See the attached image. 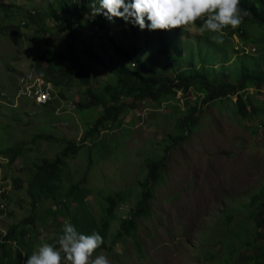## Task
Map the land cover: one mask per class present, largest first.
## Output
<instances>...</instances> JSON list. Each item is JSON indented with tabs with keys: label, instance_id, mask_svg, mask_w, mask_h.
Instances as JSON below:
<instances>
[{
	"label": "rangeland",
	"instance_id": "rangeland-1",
	"mask_svg": "<svg viewBox=\"0 0 264 264\" xmlns=\"http://www.w3.org/2000/svg\"><path fill=\"white\" fill-rule=\"evenodd\" d=\"M50 1L0 0L9 5L0 7V150L17 144L25 148L12 163L0 155V232L31 216L25 222L29 235L24 238L29 256L44 244H53L65 223L73 225L78 215L76 203L69 213L58 214L52 213L51 201L32 206L26 189L30 167L54 158L63 147L59 139L79 142L101 108L80 111L77 103L86 101L88 88L97 91L113 78L97 61L71 47L67 52L75 57L74 64L57 87L52 85L54 102L38 105L15 96L19 77L34 72L32 57L44 48L43 38L56 47H65L69 40L64 25L49 10ZM32 10L37 21L27 14ZM203 24L164 32L172 72L203 64L212 74L226 75L235 83L240 69L264 70L263 36L256 29L248 42L238 34L222 33L223 42L218 43V34L204 30ZM92 25L88 13L82 29L94 34ZM116 37L120 41L127 33ZM139 37L142 57L151 55L158 61L156 70L165 72L156 33L140 30ZM104 49L108 60L115 61L112 48ZM80 67L90 73L88 83L78 79L75 72ZM245 93L244 112L237 110L234 95L213 100L202 105L196 126L183 135L178 121L198 103V94L178 92L160 105L139 101L100 130L96 145L88 140L67 158L60 192L76 183L87 188L85 204L97 222L106 195L131 192L116 208L105 247L97 249L93 259L104 255L110 264H247L245 254L255 255L257 246L264 244V238L253 235V212L261 199L252 202L255 195L264 197V85L259 90L248 87ZM36 134L58 140L37 139ZM162 155V178L154 185L149 215L137 219L131 235H121L111 244L121 220L135 208L146 162ZM259 230L264 233V226Z\"/></svg>",
	"mask_w": 264,
	"mask_h": 264
},
{
	"label": "trees",
	"instance_id": "trees-1",
	"mask_svg": "<svg viewBox=\"0 0 264 264\" xmlns=\"http://www.w3.org/2000/svg\"><path fill=\"white\" fill-rule=\"evenodd\" d=\"M1 6L8 7L9 5L0 3ZM239 8L243 17L241 25L235 29L229 26L222 33L228 36L238 34L242 41L248 42L249 39L254 38L252 32L254 28L258 36H263L264 42V0H240ZM49 10L52 11L54 18L64 25L69 40L64 44L65 47H56L44 37V48L32 57V71L57 87L74 64L75 57L67 52L68 48L73 47L97 61L108 70L113 78L97 91L87 89L88 98L86 101L77 103V108L80 111H87L99 107L101 108L100 115L85 128L78 143L59 139L58 142L63 147L54 158L32 163L26 189L32 206L45 200L51 201L55 205L53 214L64 211L69 213L70 205L76 203L75 212L78 217L74 218L73 225L82 234L90 235L93 231L98 232L104 240L103 245L98 248L101 249L105 247L108 239L110 223L115 217L116 208L131 196V192H115L106 195L102 216L97 222L85 204V197L89 192L87 188L79 187L76 183L68 187L65 193L60 192L61 175L67 158L73 157L88 140H94L92 145H96L95 139L100 130L104 129L107 124L117 122L126 108L135 107L137 102L146 100L153 102L154 105H160L174 98L178 90L186 93L194 91L198 94V103L200 102L188 108L186 114L179 119L178 127L182 135L186 130L196 126L199 113L203 109L202 105L209 104L213 100L234 95L237 110L244 112L247 99L245 90L251 86L259 90L264 85V70L258 67L240 69L239 78L235 83L231 82L226 75L218 77L216 73L212 74L210 69L203 64L197 67L179 68L172 72L171 56L167 53L165 45L164 32L166 30H157L154 32L160 42L158 52L163 61V67L166 69L165 72H159L155 68L158 61H154L151 55L147 58L142 57L138 27L128 24L127 28H124L125 22L122 19L109 22L99 15L89 18L96 33L85 32L82 26L86 15L90 13L89 0H51ZM27 14L32 21L39 19L34 10L28 11ZM203 21L204 19H198L196 23L201 25ZM26 22L23 23L26 24ZM248 30H251V37H247ZM125 32L127 37L117 41L116 36ZM105 45L112 48L113 55L116 57L115 61L108 60V55L105 56L101 52ZM103 56H105V61ZM65 60L67 63L64 65ZM75 73L81 82H89L90 73L83 67ZM34 136L41 140H58L43 134ZM24 149L21 144L12 145L0 150V155L12 163ZM164 158L165 155H162L146 162L147 172L140 182L142 189L135 208L121 220L117 231L112 236L111 244L121 235H131L136 227L137 219L149 215V200L153 195L154 185L162 178L161 168L164 165ZM16 185L19 186L20 183ZM257 199L261 200L257 202L253 212L255 223L253 235L257 238H264V233L259 230L261 226H264V197L261 193L255 195L252 202L255 203ZM2 212L3 209L0 208V214ZM29 220L31 216L26 217L19 224L10 225L4 232H0V264H23L29 256L31 250H28L27 245L29 244L24 240L29 235L28 229L25 228V222ZM61 234L62 231L53 242L57 250H59V245L56 241ZM61 255L63 261L64 254L61 253ZM245 256L248 259L247 264H264V244L257 246L255 255L245 254Z\"/></svg>",
	"mask_w": 264,
	"mask_h": 264
},
{
	"label": "clouds",
	"instance_id": "clouds-1",
	"mask_svg": "<svg viewBox=\"0 0 264 264\" xmlns=\"http://www.w3.org/2000/svg\"><path fill=\"white\" fill-rule=\"evenodd\" d=\"M239 5L240 0H89V18L122 19L141 31L182 29L204 19L203 29L218 34L216 40L222 43L223 30L238 28L243 22ZM56 243L59 250L54 244H44L24 264H62L61 253L68 264H110L104 255L92 258L104 243L96 231L82 234L65 223Z\"/></svg>",
	"mask_w": 264,
	"mask_h": 264
},
{
	"label": "built area",
	"instance_id": "built-area-1",
	"mask_svg": "<svg viewBox=\"0 0 264 264\" xmlns=\"http://www.w3.org/2000/svg\"><path fill=\"white\" fill-rule=\"evenodd\" d=\"M178 92L183 93L182 90H178L176 95ZM14 94L16 97L29 99L38 105H47L56 99L51 83L35 72H29L19 77L18 87Z\"/></svg>",
	"mask_w": 264,
	"mask_h": 264
}]
</instances>
